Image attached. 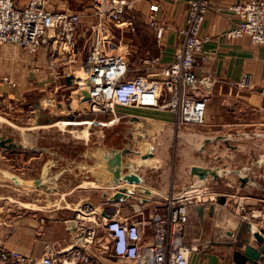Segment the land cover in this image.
<instances>
[{"label": "crops", "instance_id": "obj_1", "mask_svg": "<svg viewBox=\"0 0 264 264\" xmlns=\"http://www.w3.org/2000/svg\"><path fill=\"white\" fill-rule=\"evenodd\" d=\"M132 1L134 10L130 14H123L124 23L120 27H111L112 35L109 34L105 47L110 49L120 45L125 46L130 50L129 63L131 59V63L147 65L148 60L154 57L159 58V64L170 63L182 39L180 30L186 22L189 0ZM244 1L246 0H211V6L206 13L202 34L207 35L208 39L203 43V53L197 55L195 73L197 76L211 74L216 78V82L206 101L204 128H197L194 123L177 126L175 124V113L170 109L132 105V107H135L134 111H120L127 114L125 118L134 114L164 123V130L161 131L156 141H153L154 154H156L154 156L163 163L161 166L162 173L154 179L153 172L147 173L143 167L138 170L146 183L159 190L172 192L176 187L175 177H186V174L181 172L183 167L189 166V172L192 165L223 166L228 164L230 167L239 168L247 166L254 158L264 155V47L253 43L247 35L235 38L225 36L228 29L239 23V16L229 9V6ZM152 3L158 5L156 11L151 10ZM96 21L94 16L89 15L85 20L87 24H77L73 35V47L66 54L57 52L55 65L50 63L51 55L47 54L45 50L32 54L24 48L10 43L8 46L0 44V96L3 98L5 96L19 98L27 89L39 85H41L40 89L45 85L54 89L59 86L68 87L69 84L66 82L68 71L65 70L72 66H79L86 52L94 45L95 32L93 24ZM159 25L164 26L161 38L156 35L157 26ZM203 55L204 57H202ZM245 73L248 74L250 85L243 87L238 82ZM49 114L51 116L47 117L54 115L51 111ZM184 128L188 131H184ZM232 131L244 140L247 138V142L250 141L248 131H251L255 145L249 148L252 149L250 152L255 153H249L246 157L239 156L237 159L234 154H226L222 157L218 154V147L222 145V141L227 143L229 139L227 141L221 138L206 142L204 148L198 150L199 140L202 136L214 137L232 134ZM130 142L136 143L134 140ZM227 144L231 147L237 145L238 147L235 148L237 151L243 149L238 143ZM171 151H173V154H170ZM192 152L196 153L195 157L198 155L199 160L192 157ZM67 154L74 156L75 153L68 151ZM137 156L129 155L128 158L134 159ZM6 157H8L6 153L1 151V162ZM78 160L83 162L80 158ZM188 162L189 164H187ZM18 174L22 176L20 173ZM67 174L75 177L70 172H67ZM251 174L255 178L254 184L247 183L244 186L240 185V187L264 195V184L261 181V177H264V162L258 170H252ZM190 175L192 178L191 173ZM226 175L227 177H230V175L238 177L237 174L227 173ZM168 177H170L169 181H167ZM75 178L91 184L90 187L93 191L91 199L96 206L109 205L115 210L116 215L121 218L135 220L140 219L142 216L148 217L151 213L147 216L145 212L141 214L139 211L144 209L146 205H150V208H156V205L163 200V196H160L141 203L135 197L128 198L123 202L107 203L101 197V182L95 179ZM165 182H167V185H164ZM133 186L135 187L137 184H133ZM116 188L113 187L110 190ZM261 199L263 200V198ZM194 211L195 217L201 219L198 214L200 210L196 209ZM93 213L92 223H95L99 221L100 215L97 211H93ZM62 214V211H56L52 213V217H49V220L54 223L60 222L58 228L54 230V233L52 232V236L50 232H48V235L45 232L46 236H36L34 232H29V236H12L9 246L27 255V261L40 258L51 243H56L58 248L77 245L90 250L96 264H132L131 261L117 258L112 253L111 247L105 250L97 247L94 231L86 230L87 224L85 221L66 219L70 216L68 215L69 212L67 216H59ZM249 224L250 222L244 221L240 215L231 214V217L226 219L227 234L233 236L230 237L226 245L227 249L231 247V255H227L226 252L222 254L223 250L216 251V248H214L209 251L193 253L189 264H238L233 259V251L235 249L243 250L244 247H240L238 241H243L246 236H252L248 228ZM51 227L55 229L54 226ZM208 234L206 230L202 235L206 236ZM188 235L186 241L198 240L194 234H192L194 236ZM251 244L253 243L251 242ZM94 245L95 248H93ZM245 264H264V261L259 259L256 262L247 261Z\"/></svg>", "mask_w": 264, "mask_h": 264}, {"label": "built area", "instance_id": "obj_2", "mask_svg": "<svg viewBox=\"0 0 264 264\" xmlns=\"http://www.w3.org/2000/svg\"><path fill=\"white\" fill-rule=\"evenodd\" d=\"M50 2L0 0V42L24 48L32 54L45 50L51 55L50 63L55 65L56 53L66 54L73 47L74 30L80 20L94 16L97 20L93 24L95 43L81 64L66 74H72L71 83L78 85L76 96L84 103L86 113L112 116L103 119L94 116L91 123L111 125L127 115L117 110V106L129 104L173 110L177 126L204 123L206 101L216 78L211 74L197 76L195 64L208 39L202 34V27L211 0H189L186 22L180 30L182 39L170 63L159 64L158 57L151 58L147 70L133 76L129 75L130 50L121 45L105 47L109 38L106 32L112 35L111 27H120L124 23L123 14L133 4L132 0H91L92 11L87 14L55 9ZM150 8L156 11L158 5L152 3ZM229 9L239 16V23L228 29L225 36L247 35L253 43L264 47V0L234 3ZM163 31L164 26H157L158 38L162 37ZM238 84L250 85L247 73ZM48 103L54 102L47 97ZM209 185L208 181L190 184L198 191L209 189ZM167 205L164 214L154 211L148 217L135 220L99 214L98 222L106 229L112 253L132 264H189L191 255L200 251L201 244L185 240L187 206L176 205L173 198H168ZM233 206L243 219L247 218L241 211L244 206L239 205L236 196ZM139 212L144 213L143 209ZM27 257L16 248L0 245V264H96L89 250L77 245L58 248L56 243H51L40 258L27 261Z\"/></svg>", "mask_w": 264, "mask_h": 264}, {"label": "rangeland", "instance_id": "obj_3", "mask_svg": "<svg viewBox=\"0 0 264 264\" xmlns=\"http://www.w3.org/2000/svg\"><path fill=\"white\" fill-rule=\"evenodd\" d=\"M51 3L55 9L59 10L80 11L86 14L92 11L91 0H51ZM133 10L134 5L132 4L126 9L125 14H130ZM88 16L83 17L78 24L85 23ZM109 34V32H106V36H109ZM0 44L10 45L2 42ZM128 65L130 76L147 70L146 64L131 63V59ZM75 67L66 68L65 71H70ZM40 88L41 85L27 89L19 98L7 96L3 98L0 96V133L14 136L28 145L47 146L53 151L61 153H68V151L75 154L79 153L84 145L93 146L98 144L104 146L113 143L120 146L124 142H129L130 145L137 146V143L130 142L134 140L130 134L125 135V125H128L127 118H120L115 123L104 126L90 122L94 116L97 119H103L106 118V115L96 116L85 112L84 103L79 102V98L76 96L78 93L77 84L70 83L68 87L59 86L56 89L46 85L42 89ZM47 97L53 100L54 103L52 105L47 104ZM134 108L130 104L117 106V110L120 111H134ZM48 110L54 114L52 115L54 121L51 120L48 123L41 124L38 122L39 120L51 116ZM194 124L197 128H204L203 123ZM183 130L188 131L186 128ZM229 136V143H238L243 149L237 151L235 149L238 147L237 145L231 147L225 141H222V145L218 147V154L222 157L226 154H234L237 159L239 156L246 157L249 153H255L250 152L252 151L250 148L255 145L251 131H248L249 142H247V138L245 140L240 138L234 131ZM1 151H4L8 157L3 158L2 162L0 159V166L11 172L20 173L25 179L37 177L50 157L48 153L40 148L24 147L17 151L11 149H2ZM171 153L173 154V151ZM237 153L239 154L238 156L236 155ZM130 155H138L134 159L140 157V154L137 153ZM154 155L156 156V154ZM195 155L196 153L192 152V157L199 160L198 155L196 157ZM159 163L161 166L163 165L162 161H159ZM141 167L147 173L153 172L154 179L156 176L159 177L163 171L161 167L149 168L143 165ZM56 170L58 171L57 167L51 169L52 172ZM181 172L185 173L186 177H175L176 187L173 191L169 192L167 197L163 196V200L156 205V208H150V205H146L143 210L147 216L154 211L158 214H164L167 211L168 198H173L178 206H187L188 221L185 240L189 237L188 234L190 236L195 235V238L198 239L195 241H199L201 244L200 251L195 253L216 248V251L223 250L222 254L226 252L227 255H231V247L227 249L226 245L230 237L232 238L233 236L227 234L226 219H229L231 214L241 215L236 212V207L233 206L235 196L238 197L239 205L242 204L244 206L241 209L242 213L247 215L244 221L250 222L254 226L256 225L258 229H264L263 193L258 194V192H252L250 189L240 187L241 180L235 175H230L231 181L228 180L229 177L227 175L220 176L216 180L210 178L208 181L211 184L209 189L198 191L190 186L193 182V177L191 178L189 166L183 167ZM169 180L170 177H168L167 181ZM261 181L264 184V177H261ZM56 185L58 186L57 191L47 192L43 187L14 184L0 172V245L10 248L9 243L12 240V236H29V232H34L36 236H46L45 232L47 235L50 232L51 235L58 228L60 222L54 223L49 220V217H52L53 212L62 211L63 214L59 216H67L69 212L70 214L68 215L70 216L66 217V219L85 221L87 224L86 230L94 231L96 236L95 245L97 247L103 250L109 248L110 240L105 227L98 221L92 223L94 213L87 208V201H91L94 204L91 199L93 196L91 184L64 173L58 179ZM164 185H167V182ZM214 193L217 196H214ZM222 194L226 195V203L218 201ZM210 195H213V198ZM196 209L200 210L198 214L201 219L195 217L194 210ZM92 224L95 225L91 226ZM51 226H54L55 229ZM206 230L209 234L206 236L202 235ZM246 238L249 239L250 243L252 242L257 247L259 246L260 243H258L254 235L246 236ZM193 241L191 239V241L188 240L186 242ZM242 243L241 240L238 241L240 247ZM95 245L93 248L96 247ZM89 252L91 253L90 250ZM260 260L264 261V255Z\"/></svg>", "mask_w": 264, "mask_h": 264}, {"label": "water", "instance_id": "obj_4", "mask_svg": "<svg viewBox=\"0 0 264 264\" xmlns=\"http://www.w3.org/2000/svg\"><path fill=\"white\" fill-rule=\"evenodd\" d=\"M72 74L66 76V82H72ZM106 117L112 118L111 115L105 114ZM53 120L52 117L39 120L41 124ZM54 121V120H53ZM125 125V135L131 137L137 143V146L124 142L120 146L114 145H93L84 146L81 151L74 156L67 153L55 152L47 146L28 145L23 141L16 139L14 136L0 133V159L2 149L19 150L28 147L32 149L40 148L50 155L43 165L40 174L31 179H25L15 172H11L0 166V172L4 177H8L14 184H28L36 187H43L47 192L57 191L56 185L58 178L64 173L70 172L75 177L86 179H95L102 183L101 197L107 203L123 202L128 198H137L141 203H145L153 198L167 196L168 192L159 190L145 182L144 177L138 172L140 166L150 168H160L159 160L154 157V143L157 137L164 130V123L152 118L131 114L127 116ZM230 134L218 136H202L199 140L198 150H202L206 142L214 139H229ZM229 143V141L227 142ZM132 153L140 154L138 159H129ZM80 158L83 162L78 160ZM264 162V155L254 158L247 166L232 168L228 164L223 166H200L192 165L190 173L193 181L202 183L209 181L210 178L216 180L227 173L237 174L241 180V186L247 183L254 184L252 170H258ZM57 167L58 171L52 172L51 169ZM229 180L232 179L229 177ZM137 184V186H133ZM117 187L115 190H110ZM218 201L226 203V195L222 194ZM87 208L90 211H97L100 215L107 218L116 215L115 210L109 205L98 207L87 201ZM249 231L257 239L259 246L256 247L245 238L242 242L243 250L235 249L233 259L238 264H245L247 261L256 262L264 255V229H258L253 224L248 225Z\"/></svg>", "mask_w": 264, "mask_h": 264}]
</instances>
